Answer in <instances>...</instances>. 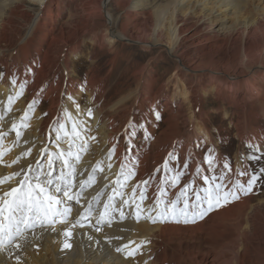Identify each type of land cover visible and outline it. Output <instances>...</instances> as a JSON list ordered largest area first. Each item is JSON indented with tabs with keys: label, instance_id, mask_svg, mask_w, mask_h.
<instances>
[{
	"label": "bare ground",
	"instance_id": "6f19581e",
	"mask_svg": "<svg viewBox=\"0 0 264 264\" xmlns=\"http://www.w3.org/2000/svg\"><path fill=\"white\" fill-rule=\"evenodd\" d=\"M128 43L146 55L153 50L159 58L148 57L131 78L117 81V87L111 78L119 63L133 55L122 50ZM87 48L94 59L85 81L77 83L73 76L82 70ZM13 79L16 88L22 83L25 88L9 113L6 95ZM13 92L9 96L16 97L17 89ZM168 92L164 99L162 94ZM0 96L6 109L0 110L5 116L0 129L19 126L26 112L32 117V127L25 121L27 127L20 129L22 136L13 147L18 156L29 149L31 155L12 169L0 167V176L35 163L50 124L64 110L77 115L67 96L82 112L91 109L85 138L96 137L87 139V151L76 165L77 184L90 175L95 183L80 205L68 202L73 205L69 224L57 223L54 232L35 229L26 242L19 241L20 249L0 251V264H136L133 255H126L134 250L142 253L139 264H264V174L250 193L195 223H150L129 214L126 222L117 216L111 226L96 225L94 212L84 227L71 229L69 248L63 247L62 234L79 218L77 209L83 212L101 190L107 187L98 210L114 195L121 161L136 162L135 176L123 188L125 198L136 184L153 177L169 154L178 158L171 166L182 169L188 164L180 187L197 179L198 166L206 169L202 162L209 149L219 163L228 162L233 173L254 171L258 161L248 160L246 149L254 145L260 153L264 150V0H0ZM38 103L47 104V117L37 115ZM130 121L145 128H134L133 151L126 153ZM231 130L238 144L232 155L223 147L224 133ZM15 141L12 132L6 142ZM113 144L114 166L108 169L106 154ZM50 150L55 151L53 145ZM101 160L104 171L93 173ZM160 179L157 175L150 180V197ZM89 222L100 232L88 227ZM130 241L136 243L123 253L115 251ZM141 241L148 243L137 248Z\"/></svg>",
	"mask_w": 264,
	"mask_h": 264
},
{
	"label": "snow or ice",
	"instance_id": "6c2138e0",
	"mask_svg": "<svg viewBox=\"0 0 264 264\" xmlns=\"http://www.w3.org/2000/svg\"><path fill=\"white\" fill-rule=\"evenodd\" d=\"M11 83L15 85L16 80L13 79ZM24 88L25 84H20L16 97L9 96L7 112H11V104L15 98L23 95ZM67 99L74 104L77 115L73 116L72 113L64 110L62 116L55 118L50 124L48 139L55 151H51L46 146L41 149L40 156L34 164L28 165L26 169L0 176V251L20 249L22 244L19 241L26 242L29 234H32L35 229L54 232L57 223L69 224L68 218L73 205L68 202L74 201L75 205H80L83 191L95 183L94 175H90L87 180L79 181L78 184L76 182L78 175L76 165L80 162L81 153L87 151V139H96L94 136L85 138L92 111L86 109L82 112L80 105L73 97L67 96ZM35 103L33 101L32 104H29V112L34 110ZM159 118L157 113L156 119ZM4 119L5 116L0 115V121ZM28 119L30 116L26 112L21 118L19 126L13 124L8 131L0 129V167H12L18 164L21 158L26 159L31 155V149H29L10 163L3 159L19 143L22 136L20 129L27 127L25 121ZM135 127L145 128L143 124L136 125L132 121L129 122L125 129L129 137L126 141V153L133 151ZM10 132H15L16 141L12 146L5 147L4 140ZM62 143L66 144V147H61ZM248 147L251 150L247 156L248 160L259 161L261 156H264V153H260L259 146L248 145ZM115 153L116 144H113L106 154L108 169L114 166L112 160ZM256 153H260V155ZM175 159L178 158L169 154L164 163L155 170L153 177L136 184L127 198H125L123 188L127 185L128 180L135 176L136 162L121 161L119 173L116 180L113 181L118 186L113 189L114 195H109L99 210L97 205L101 203L100 198L103 191L88 201L87 207L81 205L83 212L77 209L79 218L62 233L66 238L63 247L71 246L68 243L72 236L71 229L77 226L84 227L83 221L92 217L94 212H96V225L111 226L117 216L120 221H123L128 218L129 214H133L137 221L145 219L150 223H195L203 219L209 212L239 199L241 194L250 193L257 185L261 175L264 174V168L255 172L250 168L237 169L233 173L230 164L228 162L219 163L213 150L209 149L202 162L203 165H206V169L198 166L196 169L197 179L185 182L183 187H180L188 164L185 162L182 169L175 168L170 163ZM103 163V160L98 161L92 170L93 173L104 171ZM129 164L132 166L129 167ZM79 175H83V173H79ZM157 175L161 179L157 182V191L150 197L147 194V187L150 185V180L155 179ZM13 181H15V185L11 186ZM5 185L9 186L5 188ZM77 187L80 190L74 191ZM176 189L179 190L174 191ZM137 190H139L138 194ZM146 200H151V203L145 206ZM126 209L129 212L126 213ZM87 226L96 232L101 230L90 222ZM88 239L91 240L92 237L89 236ZM116 239L123 238L117 237ZM107 243L110 244L111 241L108 240ZM134 243L136 242L130 241L129 244L118 246L115 251L123 253L125 248ZM146 243L148 241H141L137 248ZM134 251L128 252L126 255H134Z\"/></svg>",
	"mask_w": 264,
	"mask_h": 264
},
{
	"label": "rangeland",
	"instance_id": "374dc122",
	"mask_svg": "<svg viewBox=\"0 0 264 264\" xmlns=\"http://www.w3.org/2000/svg\"><path fill=\"white\" fill-rule=\"evenodd\" d=\"M117 13H120V11L117 12ZM122 50H123V52L125 54H131L132 53L133 55H132V57L130 59H127V60H124V61L120 62L119 63L120 64L119 68L116 67V70H117L116 77L113 76L111 78V80H112L113 83H114V80L116 81L115 84H116L117 87L120 85L117 81L125 82V80L131 78L132 77V74L135 73V71H137L143 65H145L146 61L148 60V57L151 56V57L159 58L158 55L157 56L155 55V52L153 50L150 53L151 55H146L145 53L140 52V48L137 47V45L130 44V43H128L125 47H123ZM92 56H93L92 50H90L88 48L84 50V53H83V55L81 57V60H80V62H82V65H81L82 70L81 71L79 70V72L76 73V74H74V76H73V80L76 81L77 83L84 82L85 81V77H86V75L88 73V69L91 66L92 59H94V58H92ZM102 60H106V59H102ZM102 60H100L99 62L103 63ZM158 62H159V60L156 61V63H158ZM106 71H107V69L105 70V72ZM47 88L48 87H44L43 88L42 94L46 93ZM15 89H17V92L19 91V88H16V86L13 85V84L10 86V88H8L9 91H8V94L6 95V98L7 99H8L9 94H13L14 93L13 91H15ZM23 93H24V91H23ZM85 93H86L85 91H82V97L87 98V96H86ZM168 93H169L168 95L167 94H162L163 97H164V99H167L169 97L170 92H168ZM19 98H21V96H19ZM178 100L181 101L182 99L180 98ZM1 104H2V99H1V96H0V110L2 109L1 108ZM36 108H37V110L39 108V110L37 112V115H43L44 117H47L48 116L47 115L48 114V107H47V104L46 103H41V104L38 103V104H36ZM5 110H6L5 108L2 109L3 113H4ZM45 113H46V115H45ZM230 114H231L230 117L233 120L234 119L233 113L231 112ZM21 118H22V116H20V118H19L20 121H21ZM31 120H32V117L30 116V119H28V126H29V128L32 127L31 126L32 125ZM90 120H92V117H91ZM232 120H229L227 122H230ZM97 121H98V118H97ZM220 123H221L220 122V118H217L216 119V124L219 125ZM10 129L11 128H5V131H8ZM11 134H12V132H10V134L4 140V146L5 147L12 146L11 144H8V142H6L7 139L10 138V135ZM233 135H234V131H232V130L230 132H227L226 131L224 133V138L226 140V143L225 144H227V145L226 146H223V147H228L229 148V152H230L231 155L235 152L236 147L238 146L237 139H235V137ZM90 145H92L91 142H90ZM36 146L37 145H33V149H35ZM46 146L49 149H50V146H52V144H51V142L49 141L48 138H47V141L44 144H42V146H40V148L37 149L38 157H36L35 159L39 158L41 149H43ZM250 152H251L250 148H247L246 149V154L249 155ZM262 153H264V150H263ZM256 154L257 155H260L258 153H256ZM17 156L18 155L16 154L15 149H13L11 152H9L7 155H5L3 157V159H5V161L7 163H10L12 160L16 159ZM34 161H36V160H34ZM22 162H23V160L20 159V161H19L18 164H15V165H13L12 167H9V168L12 169L14 167H17ZM42 163H43V161H42ZM253 168H254V172L255 171H258L260 168H264V156H261V159L258 161V164H255ZM106 189H107V187L104 188L103 190H101V191H103V195L101 196L100 199H102L105 196ZM86 190H88V188ZM86 190L83 191V194L85 193ZM83 194H82V196H83ZM122 222H126L125 219ZM141 259H142V253H141V251H136L135 254L133 255L134 262L136 264H139V262H141Z\"/></svg>",
	"mask_w": 264,
	"mask_h": 264
}]
</instances>
